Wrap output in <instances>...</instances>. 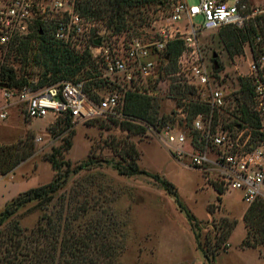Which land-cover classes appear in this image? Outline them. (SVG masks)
I'll return each mask as SVG.
<instances>
[{
	"label": "rangeland",
	"instance_id": "1",
	"mask_svg": "<svg viewBox=\"0 0 264 264\" xmlns=\"http://www.w3.org/2000/svg\"><path fill=\"white\" fill-rule=\"evenodd\" d=\"M263 1L255 0L253 3ZM188 3L196 5L198 1L188 0ZM142 11V21L145 18L148 19L142 25L138 15L131 18L132 20H127L128 28L119 34L117 40L125 43L136 36L143 37L145 41L154 38L155 29L151 24L161 17H166L168 10L162 12L157 10L153 13L152 10L143 8ZM193 21L196 25L201 23L199 17ZM97 22L94 31L99 32L100 36L95 41L96 45H99L98 43L112 44L115 39L113 30L107 28L105 21ZM226 33L222 30L205 31L198 36V41L205 66L210 70L214 62L216 63L217 70L213 74L216 82L218 86L226 90L229 97H233V93L237 89L241 90L242 84L245 83L241 77L247 73L245 55H248L247 50L242 47L240 51L237 50L238 47L234 49L231 46L228 49L229 41ZM85 39L87 38L83 37L77 41L81 42V50L84 45H93L92 38ZM91 49L93 53L98 51ZM230 50L233 54L229 52ZM158 59L159 55H152L153 61L157 62ZM94 63L97 74L100 75L90 80L98 82L99 86L94 92L95 102L106 94L118 93L121 97L124 96L126 103V95L132 91L124 84L122 78L115 75L104 76L101 63L97 59ZM1 68L13 69L16 78L27 82L39 80L40 71L33 66L29 53L0 55ZM163 72V83L158 87L162 97H149L151 103L158 106L154 126L173 124L178 129L185 130L187 137L193 138L195 142V138L198 139V137L192 130L193 119L191 120L190 116L193 106L204 101L206 91L178 86L175 83L178 79L174 76L176 62L168 60ZM4 84L0 77V105L4 103L1 88ZM240 90L238 97L248 107L250 98L246 92L243 94ZM184 91L190 92L191 96L185 95ZM144 93L142 95L148 97V91L144 90ZM229 102L230 106L219 113L218 124L232 129V125L239 122L234 120L235 113L232 111L231 100ZM175 107L184 113V118L175 117ZM247 114L249 117L252 116L250 113ZM62 119V117L55 119L52 115H47L29 120L24 118L19 107L13 106L8 110L7 119L0 122V148H11L19 155L28 153L29 157L9 173L0 174V212L3 211L5 204L18 194L51 182L53 170L51 165L42 158L50 154L53 147H58L61 138L70 132H74L70 138L71 149L60 159L70 162L72 168H76L85 161L115 163L117 158L114 157L110 147L123 145L122 143L125 142L136 145L140 152L139 168L150 176L123 177L118 175L111 165L104 163L100 166L92 165L77 174H71L65 186L54 196L49 208L37 206V202H31L19 208L14 217L0 227L1 242L7 240L8 229L13 221H17L27 234L43 215L52 213L55 216L64 207L66 220L63 221L72 229L71 231L82 234L87 230H95L99 232L97 243L103 242L114 248L112 264H205L202 254L197 250L185 213L179 210L174 198L152 178L153 175H157L175 187L183 208L200 223L202 235L207 233L208 222L212 220L227 218L237 221V226L227 241L226 250L215 257L213 264H264V248L241 247L245 237L242 215L246 203L242 201L240 192L224 191L218 185L206 182L198 170L189 166L187 158L177 159L160 140H145L142 132L134 135L122 130L121 127L128 122L118 123L97 118L86 123L72 124V128L64 136H60L61 128L54 124ZM138 121L149 124L144 120L138 119ZM241 129H243L242 126ZM248 130L251 131V128L248 127ZM36 136H40L42 141L36 143L34 141ZM211 186L224 195L216 194ZM71 189L79 194L71 196L69 193ZM217 197H220V201L216 200ZM103 236L106 237L101 239ZM3 251V249L0 250V257ZM91 257L100 264H107V257L104 258L99 253Z\"/></svg>",
	"mask_w": 264,
	"mask_h": 264
},
{
	"label": "built area",
	"instance_id": "2",
	"mask_svg": "<svg viewBox=\"0 0 264 264\" xmlns=\"http://www.w3.org/2000/svg\"><path fill=\"white\" fill-rule=\"evenodd\" d=\"M197 1L196 5H190L188 0H170L167 16L151 24L155 29L152 40L136 36L124 43L116 39L119 34H113L112 44L96 45L100 34L94 29L98 22L81 14L82 0H0V55L8 54L33 33L45 29L53 41L72 51L81 54L88 50L94 61L101 63L104 76H118L132 93L145 94L147 90L148 97H162L158 87L163 83V69L169 60L166 48L168 44L181 42L175 83L206 91L200 104L207 111L197 114L192 121V130L198 137L195 142L187 137L185 130L173 124L157 127L128 117L124 112V96L118 93L106 94L96 102L89 99L80 82L62 81L36 90L33 89L36 81L19 88L4 84L0 122L7 119L8 110L13 106L19 107L29 120L52 115L55 119L68 116L73 125L97 118L128 122L143 128V139L160 140L177 159L187 158L189 166L198 170L206 182L224 191L240 192L247 206L264 200V1L255 5L245 0ZM196 17L201 19L199 25L193 21ZM250 25L256 31L250 41L242 45L248 55L244 53L247 73L241 77L250 89L247 107L238 97L240 89L229 97L226 90L218 86L214 67L209 70L204 64L198 36L230 26L246 30ZM83 37L92 38L94 42L81 50V42L77 41ZM91 48L97 49V53ZM152 55H159L157 62L152 60ZM230 100L234 120L239 122L232 125V129L218 124L219 113L230 106ZM238 103L245 113L252 115L248 122L240 119ZM174 115L184 118L178 107ZM34 141L41 142L42 138L36 136Z\"/></svg>",
	"mask_w": 264,
	"mask_h": 264
},
{
	"label": "trees",
	"instance_id": "3",
	"mask_svg": "<svg viewBox=\"0 0 264 264\" xmlns=\"http://www.w3.org/2000/svg\"><path fill=\"white\" fill-rule=\"evenodd\" d=\"M247 1V0H245ZM170 0H82L79 10L82 15L95 19L97 21H105L107 28H111L114 34H122L126 31L127 20L139 16L138 20L142 25L146 19L142 21V9L166 11L170 7ZM133 10L132 12H130ZM143 14V13H142ZM136 20V19H135ZM139 25V26H140ZM226 31V37L229 41L228 49L232 46L240 51L244 42L250 41L251 36L256 29L252 25L246 30H239L233 26L221 29ZM182 50L181 42H173L168 44L166 54L170 62L175 63L177 57ZM233 54V51H229ZM11 53H29L31 62L39 71V80L34 90L56 85L62 81H71L78 83L86 81L83 84V92L89 99H96L95 90H98V82H92L91 79L99 77L95 66V61L90 52L87 50L81 54H77L67 47L55 42L44 31H36L27 40L20 42L14 46L7 55ZM0 77L9 88H19L27 83L24 79L16 78L13 69H0ZM6 80V81H5ZM185 92V91H184ZM183 92V93H184ZM240 92L248 94L250 92L248 83L241 86ZM180 93V90H179ZM191 96L190 92L184 93ZM238 111L241 114L242 121H249V116L244 112L239 103ZM158 106L151 103V98L142 94L130 93L126 95V103L124 107L125 114L134 120H144L154 126ZM207 108L201 104L194 105L190 116L192 120L197 114L205 113ZM57 120L54 126H60L59 135L64 134L72 128V123L68 116ZM122 130H126L131 134L143 132V129L133 124L126 123ZM74 132H70L61 138L58 147H53L51 153L44 155L42 159L51 165L53 170V178L50 183L26 190L18 194L9 203L5 204L3 211L0 212V227L14 217L16 211L24 205L37 202V206L49 208L56 193L65 186L67 178L71 174H77L86 170L92 165L100 166L101 164L111 165L123 177H134L139 175H148L139 168L140 152L136 145L125 143L123 145H113L110 147L117 161H85L80 163L76 168H72V164L68 161H62L60 157L68 153L72 146L70 138ZM29 157L28 153H14L11 148H0V174L5 175L12 171L20 162ZM93 163V164H91ZM64 170V171H63ZM150 176V175H148ZM152 178L158 182L167 194L174 198V201L181 212L185 213L190 230L193 234L197 250L200 251L205 264H213L215 257L226 250L227 241L237 226V221L221 218L208 222L209 228L207 233H201L200 223L196 218L183 208L175 187L168 181L160 179L159 176L153 175ZM217 191V190H216ZM71 196H76L72 189L69 192ZM218 195H222L217 191ZM220 201V197L216 198ZM42 202V204H41ZM64 207L56 213L43 215L37 225L30 230L23 231L17 221H13L7 233V240L0 241V250H4L0 257V264H100L93 257L95 253H99L102 257H107V264L113 263L114 248L102 243H97L99 232L95 230H87L82 234H75L70 229L64 217ZM67 210V209H66ZM67 213V212H65ZM242 222L245 228V237L241 243L242 248L257 249L264 248V200H256L247 206ZM12 230V231H11ZM106 236H103L104 239ZM90 253V255H89ZM98 259V257H97Z\"/></svg>",
	"mask_w": 264,
	"mask_h": 264
},
{
	"label": "crops",
	"instance_id": "4",
	"mask_svg": "<svg viewBox=\"0 0 264 264\" xmlns=\"http://www.w3.org/2000/svg\"><path fill=\"white\" fill-rule=\"evenodd\" d=\"M255 0H247V2L249 3V4H251V5H255L253 2H254ZM256 4H258V3H256ZM14 174V173H13ZM212 187V186H211ZM212 189H214L213 187H212ZM214 191L216 192V194H217V191L214 189ZM224 195V194H223ZM222 195V196H223ZM246 208H247V205H246ZM246 208L244 209V212H245V210H246ZM244 212H243V214H244ZM243 216V215H242ZM245 249H248V248H245Z\"/></svg>",
	"mask_w": 264,
	"mask_h": 264
},
{
	"label": "water",
	"instance_id": "5",
	"mask_svg": "<svg viewBox=\"0 0 264 264\" xmlns=\"http://www.w3.org/2000/svg\"><path fill=\"white\" fill-rule=\"evenodd\" d=\"M96 44H97V43H96ZM213 57H215V56H213ZM213 67H214L215 70L217 69V65H216L215 62H214V64H213ZM1 88H6V86H5V85H1Z\"/></svg>",
	"mask_w": 264,
	"mask_h": 264
}]
</instances>
